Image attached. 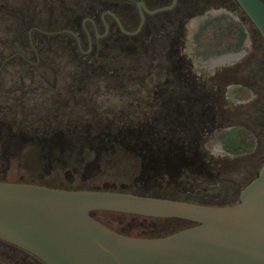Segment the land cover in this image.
Returning a JSON list of instances; mask_svg holds the SVG:
<instances>
[{"label": "rangeland", "instance_id": "1", "mask_svg": "<svg viewBox=\"0 0 264 264\" xmlns=\"http://www.w3.org/2000/svg\"><path fill=\"white\" fill-rule=\"evenodd\" d=\"M138 2L0 0V66L16 52L29 61L15 58L0 69V181L209 206L235 203L264 161L259 112L264 82L262 42L233 0H177L173 12L150 20L163 27L150 32L148 19L134 37L107 20L109 35L100 42L104 52L82 64L75 49L60 45L70 38L51 35L36 47L34 65L27 39L31 28L54 32L68 22L80 25L89 11H110L133 29ZM143 2L154 9L171 0ZM39 37L33 34L32 40ZM167 73H179L198 100L186 109L189 119H174L166 129L156 124L153 134L147 123L164 119L162 96L156 95ZM7 74L15 85H5ZM76 78L90 84L89 92L75 90L81 83ZM11 87L22 89L5 96ZM115 120L134 127L108 128ZM94 218L128 235L176 230L121 214ZM5 258L36 264L0 242V262Z\"/></svg>", "mask_w": 264, "mask_h": 264}, {"label": "water", "instance_id": "2", "mask_svg": "<svg viewBox=\"0 0 264 264\" xmlns=\"http://www.w3.org/2000/svg\"><path fill=\"white\" fill-rule=\"evenodd\" d=\"M233 1L264 43L262 1ZM175 3L145 11L164 12ZM94 213L191 226L163 237L136 238L107 228ZM0 241L42 264H264V163L238 201L225 206L0 181Z\"/></svg>", "mask_w": 264, "mask_h": 264}, {"label": "flooded vegetation", "instance_id": "3", "mask_svg": "<svg viewBox=\"0 0 264 264\" xmlns=\"http://www.w3.org/2000/svg\"><path fill=\"white\" fill-rule=\"evenodd\" d=\"M262 3L264 4V0H261ZM177 2V0H176ZM173 3V0H171V3L168 6H164V7H169L171 6ZM176 5V3H175ZM174 5V6H175ZM136 10H137V22L136 25L133 29H126L121 21L119 20V18L115 15V13L110 12V11H105L102 12L100 15L97 14V12L95 11H89L87 13V17L84 18V20H82V22L80 23V25L74 23L72 24V22H68L66 23L67 25L64 26V28H61L57 31L51 32V31H45V30H41L39 28H31L28 33H27V39H28V46L31 50V52L34 54V58H35V63L34 65H37L39 58L37 55V51H36V47H43V45L46 43L45 38L48 36H64L67 38H70L69 42H65L64 46L62 43H60V45L62 47H64L65 49H70L71 51H73V49H75V52L79 55L76 56V58L79 60V64H82L84 62H88L90 60H95V58H97L101 53L104 52L105 50V46H100V42L102 40H104L105 38L108 37L109 35V25L107 20L110 21L111 24H113L114 28L116 29V31H118L119 33H122L123 35L127 36V37H134L137 36L141 33V31L143 30V28L146 26L147 24V20L149 19V31L152 32L154 31L157 26H161L163 27L164 24L160 23L157 26L153 23L154 20L156 19L157 16H159L162 13H167V12H173V8L164 12H159V13H154V14H147L146 11L148 12H153L157 9L160 8H164V7H160V8H150L148 7L143 0H139L138 3H136ZM146 9V11H145ZM143 17V23L141 25V19ZM159 18V17H158ZM151 19H153V22L150 21ZM146 23V24H145ZM140 27L139 31L137 32L138 28ZM33 34H39V40L37 41H33L32 40V36ZM258 34V33H257ZM259 36V35H258ZM261 40V38H260ZM262 42V40H261ZM83 47L85 48V50H83ZM259 54L261 56V58L263 59V64H262V71H263V82H264V43L262 42V47L259 50ZM18 58L19 60H21L22 62L25 63H29V61L27 60V58L24 56V54L22 52H16L10 56H8L7 58H5L0 66V69L3 67L4 64H6L7 62ZM85 61H82V60ZM10 74H7L5 77V85L6 86H11V85H15V81H13L11 79V77L9 76ZM41 78V80H43L44 82H47V79L43 76V74H38ZM172 76L173 79L170 80L169 77ZM33 80V78H32ZM76 81H80L81 83L78 85L75 90L77 92H84L87 93L89 92V85L88 82H85L83 80H79V79H75ZM171 81V82H170ZM165 87L163 88V90L161 91V93L157 94L156 97H160L162 96V107H163V112L162 115L164 116V119L162 120H158L157 122H155V124L153 125V122H149L147 123V128H150L153 130V134L158 133V131H156L157 125L158 124L160 127L164 129L169 128V125H171V123H169L170 121H173L175 119V121L177 122H181V121H185L186 119H189L190 117H188V114H191L190 111L187 114V110L192 106V101H196L198 100V96L195 97V95H193L192 97V93H194L196 90L195 89H185V79H183V77H181V75L179 73H176L175 75H172L170 73H167V75H165ZM86 83V84H85ZM2 85V83H1ZM190 85V84H188ZM11 89V90H10ZM10 89H6L5 88V96L10 94L11 92L14 91H20L22 88L19 87H11ZM83 95V94H82ZM154 107V105H152ZM160 106V107H161ZM187 109V110H186ZM186 112V113H185ZM259 112L261 114V136L264 137V100L263 103L260 105L259 107ZM196 117V115H195ZM185 119V120H184ZM165 120V122H164ZM109 122V121H106ZM112 125L108 126V128L110 129H116V128H121V127H134L132 124H124L123 125V121H119V120H115V121H110ZM164 124V125H161ZM182 123V122H181ZM165 124L167 125L165 127ZM253 174L255 175L256 172H258L257 170L255 171V169L252 171ZM251 181V180H250ZM249 181V182H250ZM248 182V183H249ZM240 192V191H239ZM238 196L239 193L236 196V201H238ZM2 244L5 245V249H13L16 250L22 254H26L27 256L31 257L32 259H34L36 261V264H42L40 261H38L36 258H34L33 256H31L30 254L22 251L21 249L14 247L10 244L4 243L2 241H0ZM1 264H12L11 261H9V259L5 258V261H1Z\"/></svg>", "mask_w": 264, "mask_h": 264}, {"label": "trees", "instance_id": "4", "mask_svg": "<svg viewBox=\"0 0 264 264\" xmlns=\"http://www.w3.org/2000/svg\"><path fill=\"white\" fill-rule=\"evenodd\" d=\"M263 150H264V148H263ZM263 163H264V161H263ZM262 163V164H263ZM259 170V169H258ZM257 170V171H258ZM256 174H257V172H256ZM256 174L254 175H252L251 177H249V179L247 180V183L250 181V180H252L255 176H256ZM246 183V184H247ZM244 187V186H243ZM242 187V188H243ZM241 188V189H242ZM240 189V190H241ZM239 190V191H240ZM239 193V192H238ZM237 193V194H238ZM148 197H150V196H148ZM234 204V203H233ZM202 205V204H201ZM226 205H232V204H226ZM218 206H225V205H218ZM95 214V213H94ZM94 214H91V216L94 218ZM126 216H128V215H126ZM131 217H134L135 219H139V220H145V221H148V222H158V223H169L171 226H172V228H175L176 230H173L172 232H165L164 234H145V233H140V234H137V235H128V234H124V233H120V232H118V231H115V232H117V233H119V234H122V235H126V236H130V237H136V238H157V237H163V236H166V235H168V234H171V233H174V232H176V231H178V230H181V229H184V228H186V227H188V226H191V224L190 223H188V222H184V221H182V223H178L177 221H175V220H156V219H147V218H141V217H135V216H131ZM183 224V225H182ZM175 226H178V228H176ZM183 226V227H182Z\"/></svg>", "mask_w": 264, "mask_h": 264}]
</instances>
